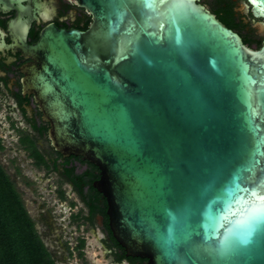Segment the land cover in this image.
Returning a JSON list of instances; mask_svg holds the SVG:
<instances>
[{"label":"water","instance_id":"95a60500","mask_svg":"<svg viewBox=\"0 0 264 264\" xmlns=\"http://www.w3.org/2000/svg\"><path fill=\"white\" fill-rule=\"evenodd\" d=\"M12 71L126 255L264 264V0H0Z\"/></svg>","mask_w":264,"mask_h":264},{"label":"flooded vegetation","instance_id":"af4514ba","mask_svg":"<svg viewBox=\"0 0 264 264\" xmlns=\"http://www.w3.org/2000/svg\"><path fill=\"white\" fill-rule=\"evenodd\" d=\"M22 76L21 71L0 75V150L9 154V164L0 162V165L13 183L49 258L53 263L58 259V250L50 237V233L57 230L55 232L66 235L67 258L75 257V261L68 260L66 264H82L78 258L84 252L86 241L83 234L90 232L102 249V264H145L134 256L126 255L113 239L108 229L105 199L93 187L98 197L90 193L84 182L88 170H92L94 165L80 156H62L50 145L47 123L37 108L33 94L21 93ZM7 165L18 181L6 172ZM70 169L74 180L67 173ZM94 173H98L99 177L96 167ZM26 195L30 197V203ZM35 200L39 204L31 205L36 203ZM56 216L60 221L57 224L52 219ZM73 235L72 244L69 239Z\"/></svg>","mask_w":264,"mask_h":264},{"label":"trees","instance_id":"16d2710c","mask_svg":"<svg viewBox=\"0 0 264 264\" xmlns=\"http://www.w3.org/2000/svg\"><path fill=\"white\" fill-rule=\"evenodd\" d=\"M88 170L84 182L90 193L91 183L98 177L95 167ZM72 180V170L67 172ZM93 208L90 210L92 214ZM0 264H54L33 229L19 195L0 165Z\"/></svg>","mask_w":264,"mask_h":264},{"label":"rangeland","instance_id":"374dc122","mask_svg":"<svg viewBox=\"0 0 264 264\" xmlns=\"http://www.w3.org/2000/svg\"><path fill=\"white\" fill-rule=\"evenodd\" d=\"M8 157L9 154L8 152L5 150H0V162L3 163V165H5V163H8ZM6 167V172L9 173L11 176V178L14 181H18V177L14 174L13 170L11 169V167L9 165L5 166ZM29 175L32 173H28ZM53 180V179H52ZM51 180V181H52ZM72 197V196H71ZM25 198H27V200L30 203V197L29 196H25ZM52 199L54 198V196L51 197ZM72 200L73 197H72ZM35 204H32L33 206H37V203L39 204V202L37 200H35ZM58 202V201H57ZM65 204V203H64ZM77 208H79V205L77 204ZM66 215V213H65ZM56 217H53V221L57 224L59 223V219ZM55 227V225H54ZM57 227V226H56ZM54 231V232H53ZM52 233H50V237H52L51 239L53 240V242L55 243V247L58 250V254L57 257L58 259H55V263L54 264H66L68 262V260L70 261H75V257L72 258H67V251H66V246H65V233H61L60 232H55L57 230H53ZM74 237L75 235L72 236V239H69L72 244L74 243ZM83 237L85 239V244L83 247V251L81 252L83 253V256H80L78 258L79 261L82 262V264H102L104 262L103 256H102V249L99 245V243L96 241V239H94L93 235L90 232H86L83 234ZM77 252H75L76 254Z\"/></svg>","mask_w":264,"mask_h":264}]
</instances>
